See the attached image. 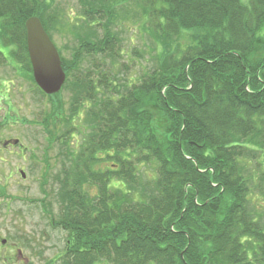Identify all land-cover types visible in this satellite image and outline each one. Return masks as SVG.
Returning <instances> with one entry per match:
<instances>
[{
  "label": "trees",
  "instance_id": "obj_1",
  "mask_svg": "<svg viewBox=\"0 0 264 264\" xmlns=\"http://www.w3.org/2000/svg\"><path fill=\"white\" fill-rule=\"evenodd\" d=\"M76 1L101 38L61 58L91 130L61 179L59 264H264V0ZM58 2L0 0V47L32 80L25 24L48 30ZM133 4L157 64L129 77L113 28ZM86 56L109 57L111 76L79 77Z\"/></svg>",
  "mask_w": 264,
  "mask_h": 264
},
{
  "label": "rangeland",
  "instance_id": "obj_2",
  "mask_svg": "<svg viewBox=\"0 0 264 264\" xmlns=\"http://www.w3.org/2000/svg\"><path fill=\"white\" fill-rule=\"evenodd\" d=\"M127 11L128 16L120 13L113 34L118 39V49L125 54L119 59L118 67L123 68V62H127L128 76L132 77L151 71L157 58L155 40L143 28L142 7L133 4ZM52 12L54 19L47 33L61 58L71 60L81 40L96 42L101 38L83 26L76 0H59ZM0 51L10 62V66H0V243L6 240L21 251L16 264H59L66 233L52 226V218L57 219L61 210L64 168L73 171L83 139L90 133L91 117L85 104L79 115L72 116L76 89L72 77L66 75V84L54 103L43 96L34 81L21 70L24 63L16 65L5 49L0 47ZM99 64L107 66L103 69L110 76L109 68L116 67L109 57L86 56L77 75H98L94 69ZM113 73L123 81V71L115 68ZM56 103L58 111L55 110ZM49 132L55 140L49 137ZM72 132L66 143L59 142ZM8 140H18L20 146L5 151L3 143ZM21 171L26 174L25 179ZM254 172L258 179V171ZM263 172L264 168L261 174ZM260 188H256L255 206L264 225V196H259L263 189ZM55 221L59 223L58 219ZM0 264L4 262L0 260Z\"/></svg>",
  "mask_w": 264,
  "mask_h": 264
},
{
  "label": "water",
  "instance_id": "obj_3",
  "mask_svg": "<svg viewBox=\"0 0 264 264\" xmlns=\"http://www.w3.org/2000/svg\"><path fill=\"white\" fill-rule=\"evenodd\" d=\"M25 27L34 80L43 93L48 96L56 95L66 82L60 54L38 18H30ZM18 143L19 141H14V145ZM21 175L26 178L24 172Z\"/></svg>",
  "mask_w": 264,
  "mask_h": 264
},
{
  "label": "flooded vegetation",
  "instance_id": "obj_4",
  "mask_svg": "<svg viewBox=\"0 0 264 264\" xmlns=\"http://www.w3.org/2000/svg\"><path fill=\"white\" fill-rule=\"evenodd\" d=\"M18 146L20 145L18 144L17 146H15L11 140L5 141L3 143V147L5 151L14 150ZM13 231H14V227H13ZM17 255H22V253L19 249H16L14 245L7 244L6 240H3L0 243V260L3 261L4 264H16Z\"/></svg>",
  "mask_w": 264,
  "mask_h": 264
}]
</instances>
